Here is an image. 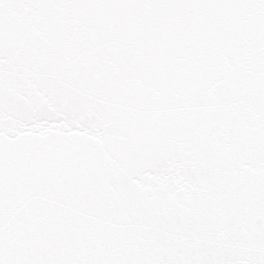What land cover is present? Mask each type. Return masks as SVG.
Wrapping results in <instances>:
<instances>
[{"label": "snow or ice", "instance_id": "snow-or-ice-1", "mask_svg": "<svg viewBox=\"0 0 264 264\" xmlns=\"http://www.w3.org/2000/svg\"><path fill=\"white\" fill-rule=\"evenodd\" d=\"M0 264H264V0H0Z\"/></svg>", "mask_w": 264, "mask_h": 264}]
</instances>
